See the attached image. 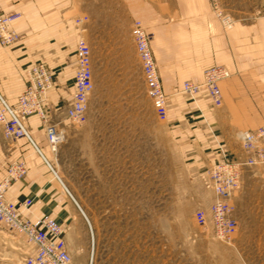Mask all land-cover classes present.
<instances>
[{
	"label": "crops",
	"instance_id": "1",
	"mask_svg": "<svg viewBox=\"0 0 264 264\" xmlns=\"http://www.w3.org/2000/svg\"><path fill=\"white\" fill-rule=\"evenodd\" d=\"M222 5L235 20L228 30L219 21L210 0H0L3 9L21 13L12 23L20 38L12 45L0 43V91L17 100L27 84L26 67L42 62L50 69L53 80L43 102L45 113L49 117H64L72 98L77 39L82 34L89 40L96 32L99 99L119 100L113 112L132 115V127L144 129L152 136L154 105L146 93L142 64L131 34L132 23L139 21L151 33L150 45L162 86L167 98H172L164 120L170 143L183 168L198 182L189 207L208 208L215 193L205 186V180L220 155V146L225 147L230 159L243 160L246 153L239 132L264 124V0H222ZM81 15L88 18L78 23L76 18ZM94 57L92 50L93 66ZM213 65H223L232 73L219 84L223 104L216 106L204 95L197 100L184 98L182 83L202 81L204 70ZM41 119L38 114L30 118L33 139L40 150ZM1 132L2 127L0 135ZM22 139L29 154L43 160L35 146ZM2 174L0 168V177ZM13 191L6 196L23 214L31 219L47 214L36 210L33 200L23 192ZM25 200H31L27 208L22 204ZM230 201L238 222L236 233L256 231V226L264 224V164L243 168L239 187ZM138 204L122 203L127 208ZM161 205L181 207L179 201H162ZM123 219L132 220L111 221ZM83 220L84 229H88ZM99 230L93 260L90 245V250L88 246L81 249L85 258L77 264H132L124 257L132 255L134 249H130V244L134 239L130 236L137 232L128 226L122 234H102ZM147 241L148 238L142 240ZM135 243L138 245V240ZM67 247L71 255L69 264H76L74 249Z\"/></svg>",
	"mask_w": 264,
	"mask_h": 264
},
{
	"label": "rangeland",
	"instance_id": "2",
	"mask_svg": "<svg viewBox=\"0 0 264 264\" xmlns=\"http://www.w3.org/2000/svg\"><path fill=\"white\" fill-rule=\"evenodd\" d=\"M220 8L229 13L222 0ZM87 41L95 56L94 90L89 99L87 121L79 124L66 115L55 118V114L51 117L46 114L51 121L53 117V122L58 123L62 141L56 150H52L46 139V122L42 118L39 145L89 218L94 232V252L97 251L98 228L102 234L111 231L122 234L128 226L137 232L130 236L134 239L130 244V249H134L132 255L124 257L132 264H264V224L256 226V231H235L230 240H225L214 233L210 215L212 203L208 208L189 207L195 199L194 189L198 182L178 160L164 120L156 111L151 136L144 129L132 127V115L113 112L114 106L120 104L119 100L113 97L99 99L96 32ZM4 96L13 105L17 101ZM183 96L189 97L184 93ZM169 99L172 98H168L171 102ZM34 114L37 113L26 115L22 120L32 137L30 118ZM23 142L22 138L9 139L1 132L0 168L3 174L0 183L8 178L14 163L25 162L26 173L13 179L7 193L13 189L14 194L23 192L33 200L36 210L46 212L59 222L66 245L75 251L73 260L77 264L85 258V251L81 249L88 246L90 250L89 225L87 223L88 229H84L83 215L64 192L59 180L39 156L29 154ZM162 201H179L181 207L164 208ZM127 202L139 204L127 208L122 205ZM114 203L121 205L114 207ZM197 209L206 212L207 227L197 225L194 219ZM113 218L132 220L116 222L111 221ZM146 238L148 241L143 243ZM30 252L32 246L26 237L0 222V264H25L24 258Z\"/></svg>",
	"mask_w": 264,
	"mask_h": 264
},
{
	"label": "built area",
	"instance_id": "3",
	"mask_svg": "<svg viewBox=\"0 0 264 264\" xmlns=\"http://www.w3.org/2000/svg\"><path fill=\"white\" fill-rule=\"evenodd\" d=\"M210 1L224 28L231 29L235 21L229 14L221 10V0ZM20 16L19 11L5 10L0 6L1 44L12 45L20 38L12 26V23ZM87 18L86 15H81L76 18V21L80 23ZM131 34L142 64L146 93L153 101L157 116L165 120L168 115L169 102L150 45L151 33L143 28L139 21H134L131 26ZM75 56L76 67L72 98L66 108L65 115L68 119L83 124L87 121L89 99L94 90L92 48L83 36H79L77 39ZM25 73L27 76L26 87L19 94L14 105L9 103L0 91V125L7 138L19 139L24 137L35 146L50 171L61 183L64 192L78 207L89 225L92 261L95 240L91 222L69 187L58 175L51 161L36 145L22 121L26 115L39 114L46 122V139L52 150H56L62 141L61 130L57 122H53L47 117L43 107V102L47 98L46 92L53 86L52 73L42 62L31 64ZM229 76L228 68L223 65H213L204 70L202 81L185 80L182 83L181 91L193 100L204 95L212 104L221 106L223 94L219 84ZM239 138L246 158L243 160L230 159L225 147L220 146V155L209 170L205 180L206 187L215 193L214 201L210 205L213 230L216 236L225 240H230L237 229L238 224L236 218L232 216L233 205L230 199L239 187L243 168L247 165L264 164V124L241 130ZM26 171L24 162L18 161L10 167L8 178L0 183V222L12 230L22 233L32 246V252L24 258L25 264H69L71 255L63 238L62 227L59 222L49 214L31 219L23 214L18 205L6 196L13 179L22 177ZM22 204L27 208L30 206L31 200H25ZM194 219L197 225L201 227H207L209 223L207 214L203 209L195 211Z\"/></svg>",
	"mask_w": 264,
	"mask_h": 264
},
{
	"label": "bare ground",
	"instance_id": "4",
	"mask_svg": "<svg viewBox=\"0 0 264 264\" xmlns=\"http://www.w3.org/2000/svg\"><path fill=\"white\" fill-rule=\"evenodd\" d=\"M230 76H231V73H230ZM230 76H229V77H230ZM238 135H239V134H238Z\"/></svg>",
	"mask_w": 264,
	"mask_h": 264
}]
</instances>
